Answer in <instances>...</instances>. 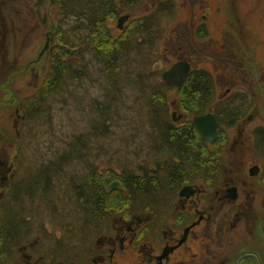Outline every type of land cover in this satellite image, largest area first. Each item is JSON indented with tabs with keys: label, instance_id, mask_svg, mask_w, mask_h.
<instances>
[{
	"label": "rangeland",
	"instance_id": "obj_1",
	"mask_svg": "<svg viewBox=\"0 0 264 264\" xmlns=\"http://www.w3.org/2000/svg\"><path fill=\"white\" fill-rule=\"evenodd\" d=\"M160 1L163 0H140L134 10H124L121 15L130 14L132 20L157 12ZM169 1L174 3L175 10L171 14L161 13L160 37L154 47L136 52L127 64L130 73H144L145 89L144 85L141 89L138 85L126 88L120 107L123 120L111 119L109 131L91 136L90 147L82 146L83 160L74 153L66 158L62 156L78 135L85 136L91 128V102L96 96L102 97L105 91L104 81L98 79L99 68L93 66L90 77L70 82L68 87L65 85L63 90L53 94L56 97L50 99L51 106L45 112L27 120L22 103L32 101L50 69L53 45L48 35L58 22L59 9L53 0H0V127L11 135H18L21 155L17 182L24 185L44 170L47 173L50 166L59 165L62 169L59 173L55 171L51 180L54 190L47 197L40 195L38 189L33 201L25 198L14 202L17 187L9 196L12 213L24 207L19 212L27 215L24 222L29 226V233L22 241L40 236L45 251H55V245L62 244L66 254L83 248L106 226V223L101 228V225H86V212L81 206L88 203L86 197L76 193V181H81L79 177H87L91 170L122 179L124 172L141 176V171L155 168L156 158L149 141L152 127L145 97L162 79V72L178 57L189 59L195 67L213 74L216 100L245 92L253 102L236 125L227 126L221 132L229 141L227 149L236 138L238 128L245 127V133L250 135L253 128L264 127V0ZM204 23L210 27L209 40L196 35L198 26ZM109 25L114 35L120 34L118 17ZM128 25L126 22L125 26ZM46 41L45 53L32 63ZM5 56L8 61H3ZM13 64L15 68L10 69ZM168 94L169 114L180 120L184 110L176 102L177 88H172ZM15 120L20 122L18 130H15ZM252 144L251 156L262 160L264 150L256 142ZM54 161L58 162L57 166ZM73 174L78 176L75 181L71 177ZM126 193L122 191L119 200L124 199ZM59 204L64 210L73 207L78 212L77 219L70 215L74 211L66 210L65 215L56 212L54 206ZM161 205L169 207V202ZM77 224L81 226V233Z\"/></svg>",
	"mask_w": 264,
	"mask_h": 264
},
{
	"label": "flooded vegetation",
	"instance_id": "obj_2",
	"mask_svg": "<svg viewBox=\"0 0 264 264\" xmlns=\"http://www.w3.org/2000/svg\"><path fill=\"white\" fill-rule=\"evenodd\" d=\"M19 123L14 121L15 130ZM244 129L238 128L228 149V140L205 142L223 149L221 170L212 175L149 171L153 186L137 189L149 192L143 195L125 189L124 177L114 178L123 187L113 191L126 190L127 196L108 206L99 228L106 226L90 243L65 254L62 244L45 251L40 236L22 241L29 233L27 215L19 212L24 207L15 214L9 208V196L17 187L15 202L19 190L18 135L0 127V264H264V158L251 156L254 142L264 150V137L257 141L259 126L251 136ZM167 202L169 207L161 205Z\"/></svg>",
	"mask_w": 264,
	"mask_h": 264
},
{
	"label": "trees",
	"instance_id": "obj_3",
	"mask_svg": "<svg viewBox=\"0 0 264 264\" xmlns=\"http://www.w3.org/2000/svg\"><path fill=\"white\" fill-rule=\"evenodd\" d=\"M59 9V19L52 32H50L51 48L50 69L44 78L32 101L23 103L27 120L37 113L45 112L51 106L50 99L56 97L54 93L69 86L75 80L90 77L93 66H96L101 78L104 81L105 91L102 97L96 96L91 102L93 115L91 116V128L85 132V136L78 135L72 142L69 150L62 156L68 157L71 153L80 155L83 160L82 146L90 147L91 136L101 131H109L111 119L121 122L124 118L121 104L124 100V92L129 86L144 85V73H130L127 65L132 61L136 52L149 47L153 48L160 37L161 13L171 14L174 10V3L169 0L160 1L157 12L137 16L128 20V27L114 35L110 28V22L121 16L124 10H134L140 0H53ZM196 35L199 38L211 39L210 30L207 24H201ZM183 57H178V60ZM82 81V80H81ZM80 84V83H79ZM151 87V86H150ZM174 87L166 84L160 79L145 97L149 112V122L152 127L149 141L155 154V168L151 172H163V177L170 176L169 173L181 172L183 175L189 173L213 174L221 170L224 157L222 148L213 150L202 139L201 133L194 124L193 117L213 110L221 123L223 131L227 126L235 124L253 102L245 92H239L216 100L215 78L213 74L205 69L193 67L189 76L180 87L177 88V104L184 110L180 120L170 113L168 92ZM141 99V98H140ZM219 134L217 143L221 144L226 139ZM256 134L259 138L264 137V130L258 129ZM79 157V156H78ZM80 158V157H79ZM55 166L58 162L53 163ZM50 166L42 174L34 176L33 180L19 186L17 201L25 198L34 200L38 194L47 197L53 192V176L55 171L62 169ZM87 176L76 181L75 191L78 196L86 197L87 203H82L81 209L86 212L85 220L88 226H99L109 213L108 206L119 202L122 191L108 192L106 181L113 180V174L96 173L95 170ZM145 177L135 175L131 172H124L125 189L130 193H138L139 188L153 186L149 171H143ZM48 175V176H47ZM49 177V179H47ZM77 180L76 175H71ZM157 178H162L161 175ZM40 180H42L41 183ZM156 187V186H155ZM78 189V191H77ZM144 192V193H143ZM139 195L149 194L147 191ZM145 196V195H144ZM123 200V199H122ZM56 212L65 215L66 210L74 211L68 206L64 210L61 205H55ZM75 210L72 214L76 216ZM71 224V223H69ZM75 224V223H72ZM80 226V225H79ZM81 227V226H80Z\"/></svg>",
	"mask_w": 264,
	"mask_h": 264
},
{
	"label": "water",
	"instance_id": "obj_4",
	"mask_svg": "<svg viewBox=\"0 0 264 264\" xmlns=\"http://www.w3.org/2000/svg\"><path fill=\"white\" fill-rule=\"evenodd\" d=\"M129 18V14L120 16L118 19V27L123 28L125 21ZM48 47V42L45 44L40 58ZM191 65L188 61L182 60L174 63L170 68L162 73V78L173 86H181L184 80L189 75ZM194 122L198 129L201 131L203 139L207 142H213L217 138L220 123L216 115L212 112L194 117ZM120 187V182L116 181L107 185L109 191Z\"/></svg>",
	"mask_w": 264,
	"mask_h": 264
}]
</instances>
